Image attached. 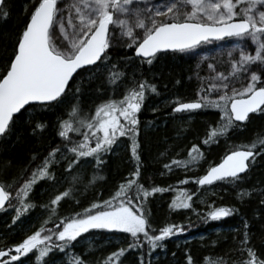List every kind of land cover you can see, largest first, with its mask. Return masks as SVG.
Here are the masks:
<instances>
[{
    "label": "snow or ice",
    "instance_id": "obj_1",
    "mask_svg": "<svg viewBox=\"0 0 264 264\" xmlns=\"http://www.w3.org/2000/svg\"><path fill=\"white\" fill-rule=\"evenodd\" d=\"M30 3L31 8L25 9L28 18L11 47L0 45V139L8 138L17 123L23 122L41 140L51 128L59 142L42 157L33 153L11 182L0 181V212L11 209L14 213L11 225H16L36 207L30 193L41 180L53 181L54 195L41 205L48 218L38 228L19 242L0 247V264H24L21 257L27 258L30 253L36 264H55L45 259L54 250L70 256L68 264H92L74 251V242L92 230L120 232L129 237L124 245L96 264H123L121 258L129 250L138 251V264H151L152 253L167 247L164 241L187 229L183 222L154 227L147 207L149 198L175 191L178 195L168 205L171 211L198 210L192 204L195 192L189 194L186 188L171 185L146 187L140 182L143 160L139 113L149 94L159 95L157 84L144 74L141 66L151 68L161 54L195 53L199 46L213 40L236 41L226 52L228 59L223 62V70L208 63V74L201 75L197 63L194 98L176 94L166 102L170 108L167 115L173 118L183 119L187 115L191 119L197 110H219V121L209 126L202 140L204 145L217 143L232 128L249 121L252 114L264 115V0H30ZM9 15L7 0H0V20ZM249 41L254 50L250 49ZM117 46L131 50V55L113 60L109 49ZM206 59L202 57L201 61ZM133 60L138 62L137 67L129 75L126 69ZM81 70L87 73V78ZM175 83L179 85L181 81L177 79ZM91 85L101 98L98 102L93 100L85 110V89ZM117 89H122L119 95ZM105 91L109 92L106 97ZM62 107L54 123L44 119L46 112ZM158 110L152 108L153 112ZM121 137L127 138L134 164L127 177L108 198H93L80 210L59 215L58 208L65 198L80 204L76 185L84 183V167L91 164L97 171L101 169ZM261 155L264 139L258 137L233 146L218 163H210L203 175L185 176L177 184L193 181L203 187L228 183L237 189V197L243 203L256 189L241 185ZM178 156L177 153L163 163L166 172L174 168L191 170L204 158V152L194 143L186 159ZM61 162L71 176V183L58 190L61 181L54 168ZM9 166L11 161L0 167V173ZM97 178L94 174L84 185V191ZM260 204L264 205V199ZM209 208L205 219L211 220L227 218L239 211L229 205L213 204ZM50 222L52 227H48ZM261 227L264 229V224ZM233 231L237 232L233 236L235 247L229 251L237 256L232 264H264V238L258 249L252 241L249 220L242 219V230ZM185 253L186 264H195L187 249ZM210 264L227 261L217 258Z\"/></svg>",
    "mask_w": 264,
    "mask_h": 264
},
{
    "label": "trees",
    "instance_id": "obj_2",
    "mask_svg": "<svg viewBox=\"0 0 264 264\" xmlns=\"http://www.w3.org/2000/svg\"><path fill=\"white\" fill-rule=\"evenodd\" d=\"M10 15L6 20H0V45L9 48L25 21L27 15L25 9L31 8L30 0H7ZM113 60L123 57L125 54L131 55V50L124 48L109 49ZM186 54H161L154 64L149 68L143 65L142 70L154 83L157 84L159 95L149 94L144 107L139 113L141 121V155L143 167L141 169L140 182L146 187L152 184L161 186H172L173 188H186L193 196L192 209H177L171 211L168 205L174 196L175 191H168L163 194H155L150 197L148 208L151 211L150 220L154 227H162L168 222H183L187 231L177 236H173L164 243L165 249H156L152 253L151 264H186L185 249L193 256L195 264H210L217 258H223L227 264H232V260L237 254L229 251L234 248L233 236L237 235L235 230H242V219L247 218L250 222V230L253 233L252 241L259 249L262 247L264 238V216L258 217L257 213H264V205L260 200L264 199L261 192L264 191V155L257 157L256 163L252 165L247 173V178L242 183L246 189L254 188L253 195L245 197L243 203L237 197V189L228 183L218 182L211 186L199 187L193 181L180 185L178 180L185 176L203 175L210 163H218L227 151L233 146L252 142L258 137L264 139V115L253 114L251 119L240 127H234L226 137H221L217 143L204 145L203 137L209 126H215L220 119L219 110L213 108L201 109L191 114V119L185 115L183 119L173 118L167 115L170 108L167 101L173 95H180L185 99L195 97L196 84L193 79V62L185 60ZM137 61L133 60L126 72L130 75L137 67ZM123 67V62L120 64ZM83 77L87 78V73L81 71ZM127 79V76L125 77ZM79 79V78H78ZM179 79L181 83L177 85L175 81ZM122 89H117V95ZM109 95L108 91L103 94ZM101 97L95 92V86H86L84 94L85 110H88L93 100L99 101ZM159 110L153 112L152 108ZM63 111V107L44 114V119L54 123L58 115ZM59 142V138L50 128L44 133L43 139L31 134L30 127L23 122H18L13 133L6 139H0V167L11 161V166L0 173V181L11 182L12 178L19 174V170L27 165L33 153H38L41 157L46 154L50 146ZM199 144L204 152V158L191 170L185 171L182 168H174L168 173L163 169V163L168 162L172 157L186 159L187 152L192 144ZM127 138L121 137L114 146L113 152L106 157V163L98 171L91 164L84 167L82 176L83 184H77L78 189L76 199L80 200L77 205L74 199L65 198L58 208L59 215L67 216L73 211L80 210L87 206L93 198H108L119 183L127 177L134 164L130 160ZM161 153H164L161 156ZM36 162H33V166ZM57 177L60 179L58 190H63L70 186L71 176L64 169V162L54 168ZM164 171L165 175L160 173ZM98 178L84 191V185L92 180L93 175ZM53 181L41 180L30 193V199L36 204L21 221L16 225H11V216L14 214L11 209L8 212H0V247L19 242L26 234H30L38 228L44 219L48 218L47 210L42 208V204L49 202L54 195L52 189ZM82 193V194H81ZM235 206L239 209L235 214L220 220L205 219L209 205ZM56 219L55 217L53 218ZM190 221V222H189ZM11 225V226H9ZM52 223L48 227H52ZM128 234L120 232H107L104 230H92L78 238L74 242V251L77 254L96 264L102 261L111 251L124 245ZM213 241L216 243L213 244ZM91 244V247L89 245ZM35 251V250H34ZM175 253V256L173 255ZM208 258L207 260L205 258ZM55 264H68L70 256H65L57 250L50 252L45 258ZM123 264H138V251L129 250L121 258ZM24 264H36L34 257L30 253L27 258L21 257Z\"/></svg>",
    "mask_w": 264,
    "mask_h": 264
},
{
    "label": "rangeland",
    "instance_id": "obj_3",
    "mask_svg": "<svg viewBox=\"0 0 264 264\" xmlns=\"http://www.w3.org/2000/svg\"><path fill=\"white\" fill-rule=\"evenodd\" d=\"M236 44V41L234 40H226V41H218V42H211V43H205L199 46L195 53L192 54H186L184 56L185 60H191L193 62V76L192 79L194 83L196 84L197 88V80L194 76V73L198 71L196 68L197 63H200V74L206 75L207 73V64L208 63H215L217 65V68L219 70H223L225 65L224 61H226L227 58V50L231 47H233ZM250 49L254 50V46L251 45V42H248ZM122 47H112L110 49H118ZM223 54V55H222ZM202 57H207L206 60L201 61Z\"/></svg>",
    "mask_w": 264,
    "mask_h": 264
},
{
    "label": "water",
    "instance_id": "obj_4",
    "mask_svg": "<svg viewBox=\"0 0 264 264\" xmlns=\"http://www.w3.org/2000/svg\"><path fill=\"white\" fill-rule=\"evenodd\" d=\"M225 40H228L227 38L225 39ZM212 42H218V41H215V40H213ZM205 44V43H204ZM82 71V70H81ZM253 115V114H252ZM245 123V122H244ZM243 123V124H244ZM216 183H218V182H216ZM215 184V183H214ZM200 187H202V186H200ZM203 187H205V186H203ZM224 219V218H223Z\"/></svg>",
    "mask_w": 264,
    "mask_h": 264
},
{
    "label": "bare ground",
    "instance_id": "obj_5",
    "mask_svg": "<svg viewBox=\"0 0 264 264\" xmlns=\"http://www.w3.org/2000/svg\"><path fill=\"white\" fill-rule=\"evenodd\" d=\"M200 187V186H199Z\"/></svg>",
    "mask_w": 264,
    "mask_h": 264
}]
</instances>
